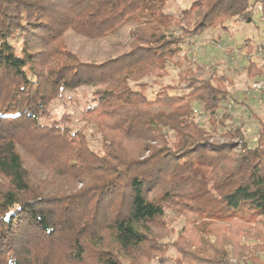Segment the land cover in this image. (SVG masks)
<instances>
[{"label": "trees", "instance_id": "16d2710c", "mask_svg": "<svg viewBox=\"0 0 264 264\" xmlns=\"http://www.w3.org/2000/svg\"><path fill=\"white\" fill-rule=\"evenodd\" d=\"M174 1L0 0V264H58L63 251L68 264H152L163 245L173 264H264V120L254 147L230 115L216 122L235 86L217 67L188 70L179 89L153 98L147 83L188 60L195 37L252 22L258 4L264 15V0H189L167 12ZM124 28L121 52L99 63L66 41ZM248 62L249 75L262 73ZM81 88L92 92L83 128L47 121L53 101ZM25 155L84 187L52 194ZM168 211L185 222L171 243Z\"/></svg>", "mask_w": 264, "mask_h": 264}, {"label": "rangeland", "instance_id": "374dc122", "mask_svg": "<svg viewBox=\"0 0 264 264\" xmlns=\"http://www.w3.org/2000/svg\"><path fill=\"white\" fill-rule=\"evenodd\" d=\"M188 1L175 0L166 11L176 12L179 7H187L189 5ZM228 28L227 31L210 29L203 35L195 37L192 45H190L193 49L188 52V60L183 58L169 63V75L166 78L147 80L150 86L148 95L153 98L162 87L167 85L181 87V79L187 76L185 73L189 72L188 70H195L203 64H205L206 69L210 66L212 68L217 67L234 79L235 86L231 89L230 95L223 104L216 122H219L223 114L230 115L232 117L231 121L233 120L235 123L244 126L247 139L251 147H254L257 132L261 128L258 120H264V15L259 4L254 8L252 22H230ZM247 40L256 47V50L252 53H247L246 48H242ZM66 41L72 52L77 54L82 61L99 63L108 56H114L121 52L122 46L128 42V33L127 29L124 28L111 40L91 42L69 31L66 33ZM13 43L20 46L21 41L16 40ZM248 60L253 61L262 73L256 76L249 75V71L246 69L249 63ZM251 73H254V71L251 70ZM91 93L87 88L64 92L61 98L51 103V115L47 121L50 123L70 121V127L74 129L83 128L85 124L81 121V116L85 106L91 102ZM193 117L206 122L207 129H212V122L203 110L194 107ZM92 131L94 130L89 126L87 132L91 133ZM214 136L218 142L223 141L218 134H214ZM89 142L92 148L100 149L101 138L98 134L95 135V138H90ZM238 150L240 151V149ZM25 158H27L26 155ZM28 160L26 165L37 182L44 181V185L47 187L46 190L52 194L57 191H61L62 194H72L84 187L80 180H71L66 177L69 173L68 170L61 174V170L56 167L55 171L50 172V170L41 167L35 160ZM164 227L168 231L172 229L176 231L172 235V239H165L164 241L171 243L178 239L180 232H183L185 222L174 212L168 211ZM155 230L158 231L157 228ZM163 247L167 251L163 254H157L152 264H173L170 260L171 257L175 256L173 249L164 245ZM227 249L230 251L231 247L227 246ZM64 254L65 251L62 254L57 252L58 264H68ZM122 262L128 264L126 258H122Z\"/></svg>", "mask_w": 264, "mask_h": 264}]
</instances>
